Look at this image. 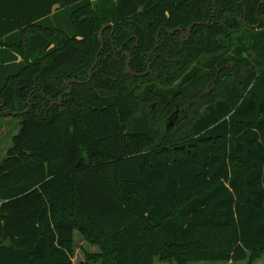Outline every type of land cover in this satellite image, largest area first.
Masks as SVG:
<instances>
[{
	"label": "trees",
	"instance_id": "trees-1",
	"mask_svg": "<svg viewBox=\"0 0 264 264\" xmlns=\"http://www.w3.org/2000/svg\"><path fill=\"white\" fill-rule=\"evenodd\" d=\"M2 102L0 264H74L76 229L100 264L264 252V0H0Z\"/></svg>",
	"mask_w": 264,
	"mask_h": 264
},
{
	"label": "rangeland",
	"instance_id": "rangeland-1",
	"mask_svg": "<svg viewBox=\"0 0 264 264\" xmlns=\"http://www.w3.org/2000/svg\"><path fill=\"white\" fill-rule=\"evenodd\" d=\"M91 70V69H90ZM71 81V80H69ZM71 85V83L69 84ZM203 89L202 86H194L192 90ZM210 87L204 89V92L209 91ZM193 92V91H192ZM199 96L195 93L193 97H189L186 105H183V112L175 117L172 115L174 111L167 114L165 119L161 120L159 123L167 128L169 132H176L179 128L184 125L189 117L196 115L202 110L204 106L203 94L204 92L198 91ZM203 93V94H202ZM63 103V98H62ZM176 110V109H175ZM18 130V120L14 117H10L7 123L2 119L0 121V161L6 156V151L11 145V140L13 134ZM99 254L101 253V246L98 243H94L86 238V236L79 229L75 230L74 236V264H100L96 259H88V254ZM153 264H177L174 260L162 259L157 256ZM191 264H264V252L254 255L249 254V257L242 261H194Z\"/></svg>",
	"mask_w": 264,
	"mask_h": 264
},
{
	"label": "water",
	"instance_id": "water-1",
	"mask_svg": "<svg viewBox=\"0 0 264 264\" xmlns=\"http://www.w3.org/2000/svg\"><path fill=\"white\" fill-rule=\"evenodd\" d=\"M200 22H194L193 24H191L190 26H189V28H188V34H190L191 33V30H192V28H193V26L195 25V24H199ZM107 25H109V24H106L105 26H104V28H103V30L101 31V34H100V40H101V43H102V47H101V49L99 50V52H98V55H97V58H96V62H95V65L97 64V62H98V60H99V54H100V52H101V50L103 49V47H104V38H103V32H104V29H105V27L107 26ZM256 27H258V26H256ZM171 32H172V30H171ZM185 34V32H184V30H182V35H184ZM158 44H159V41H158ZM158 44H157V46L156 47H158ZM131 60H132V53H128V60H127V70H128V72L129 73H131V74H139V73H135L133 70H132V68H131ZM95 65L91 68V70H90V74H89V78L86 80V81H80V83H86V82H90L91 80H92V76H93V70H94V67H95ZM78 80H76V79H74V80H71V81H67V85H69L70 83H72V82H77ZM70 92V91H69ZM63 96H64V94H62L61 96H60V99H59V101H54V100H52V106L53 105H55L56 103L57 104H61L62 103V98H63ZM29 103H30V100H29ZM14 115H17V113H13Z\"/></svg>",
	"mask_w": 264,
	"mask_h": 264
},
{
	"label": "flooded vegetation",
	"instance_id": "flooded-vegetation-1",
	"mask_svg": "<svg viewBox=\"0 0 264 264\" xmlns=\"http://www.w3.org/2000/svg\"><path fill=\"white\" fill-rule=\"evenodd\" d=\"M200 23H202V22H200ZM188 28H189V27H188ZM178 30L181 31V37H182L183 40L186 39V38H185L186 36H187V37H190V36H191V33L188 34V29H187L186 31L184 30V32H185L184 35H182V30H183V29L179 28ZM170 32H171V30H170ZM172 32H174V31L172 30ZM191 32H192V30H191ZM220 72H221V71H220ZM209 84H210V80H207V82H206L205 85L208 86ZM56 102H57V101H56ZM3 104H4V102H2V104L0 105V113H1V109H2ZM182 108H183V107H182ZM182 111H183V109L180 108V105H179V106L177 105V108H176V110H174V112L172 113V115H174L175 117H177L178 115L181 114ZM15 116H16V115H14V114L12 113L11 116H9V115L5 116V117H4V120H5V121L7 120V123H8L9 118H10V117H14V118H15ZM14 134H15V133H14ZM14 134H13V135H14ZM11 144H12V140H11ZM10 146H11V145H10ZM8 148H9V147H8ZM6 152H7V151H6Z\"/></svg>",
	"mask_w": 264,
	"mask_h": 264
}]
</instances>
